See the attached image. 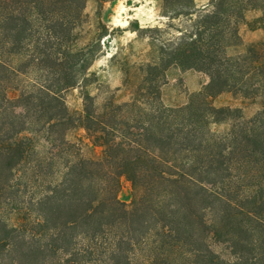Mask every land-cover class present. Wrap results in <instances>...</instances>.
I'll return each mask as SVG.
<instances>
[{"label":"trees","instance_id":"obj_1","mask_svg":"<svg viewBox=\"0 0 264 264\" xmlns=\"http://www.w3.org/2000/svg\"><path fill=\"white\" fill-rule=\"evenodd\" d=\"M87 0H0V264H264V40L244 48L239 25L264 0H193L188 28L123 102L82 92L99 37L80 45ZM77 30V31H76ZM168 66L208 77L185 104L160 96ZM232 92L258 103L214 106ZM227 122L223 132L211 125ZM100 147L83 158L66 133ZM125 177L138 196L117 197ZM222 246L226 252L216 250Z\"/></svg>","mask_w":264,"mask_h":264},{"label":"rangeland","instance_id":"obj_2","mask_svg":"<svg viewBox=\"0 0 264 264\" xmlns=\"http://www.w3.org/2000/svg\"><path fill=\"white\" fill-rule=\"evenodd\" d=\"M210 1L193 0V3L196 8L201 9ZM183 2L87 0L84 17L78 28V43H88L97 36L99 39L94 50V60L84 73L80 86L64 94L68 107L76 112L81 110L82 92H88L96 106H100L108 98L117 102L129 100L142 80L141 67L156 61L160 48L167 49L188 28L190 21L184 14ZM259 17L258 8L244 11L239 25L242 45L238 49L251 42L264 40V28ZM163 81L160 86L162 102L167 106H177L185 104L191 93L201 90L208 77L203 72L168 66ZM210 102L217 107L241 108L246 118L252 116L258 108V103L232 92H222L210 98ZM211 128L216 132H223L228 128V123H214ZM66 139L76 146V152L83 158H94L100 152V147L92 144L93 138L83 127L75 126L67 131ZM137 196L138 190L122 177L117 192L118 199L130 207ZM0 217L11 224L16 222L18 215L3 210ZM216 250L226 254L220 245L216 246Z\"/></svg>","mask_w":264,"mask_h":264}]
</instances>
